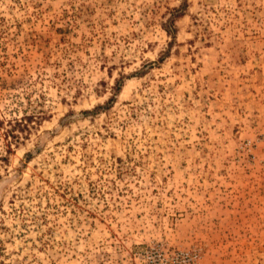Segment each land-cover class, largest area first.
Wrapping results in <instances>:
<instances>
[{
	"label": "rangeland",
	"instance_id": "rangeland-1",
	"mask_svg": "<svg viewBox=\"0 0 264 264\" xmlns=\"http://www.w3.org/2000/svg\"><path fill=\"white\" fill-rule=\"evenodd\" d=\"M179 3L0 0V264H264V0Z\"/></svg>",
	"mask_w": 264,
	"mask_h": 264
},
{
	"label": "trees",
	"instance_id": "trees-1",
	"mask_svg": "<svg viewBox=\"0 0 264 264\" xmlns=\"http://www.w3.org/2000/svg\"><path fill=\"white\" fill-rule=\"evenodd\" d=\"M184 6H186V0H180V3H179V5L176 7V8H174L173 9V16H178V15H180V13L184 10ZM173 29V28H172ZM172 29L170 28V27H168V26H166L165 27V31H166V33H167V35L170 37V38H173V34H174V32L172 31ZM120 77H122L121 76V74H120ZM119 81H120V78H116V79H114V83H113V85H112V87H111V89L113 90V92H112V94H111V96H109L105 101H104V103H102V104H98V105H95V106H93L90 110H86V112H94L95 110H97L98 108H105L107 105H108V103L110 102V101H112L113 100V96H114V92H116L118 89H119V87H120V83H119Z\"/></svg>",
	"mask_w": 264,
	"mask_h": 264
},
{
	"label": "built area",
	"instance_id": "built-area-1",
	"mask_svg": "<svg viewBox=\"0 0 264 264\" xmlns=\"http://www.w3.org/2000/svg\"><path fill=\"white\" fill-rule=\"evenodd\" d=\"M185 258L188 259V258H190V257H188V256L185 254ZM163 264H170V262L166 260V261L163 262Z\"/></svg>",
	"mask_w": 264,
	"mask_h": 264
}]
</instances>
